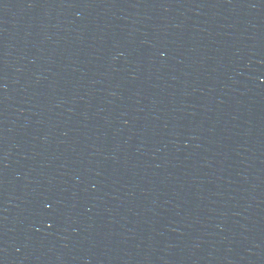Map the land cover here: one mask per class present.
I'll return each mask as SVG.
<instances>
[{"label":"water","instance_id":"water-1","mask_svg":"<svg viewBox=\"0 0 264 264\" xmlns=\"http://www.w3.org/2000/svg\"><path fill=\"white\" fill-rule=\"evenodd\" d=\"M0 264H264V0H0Z\"/></svg>","mask_w":264,"mask_h":264}]
</instances>
